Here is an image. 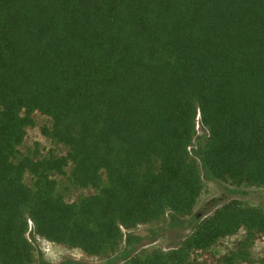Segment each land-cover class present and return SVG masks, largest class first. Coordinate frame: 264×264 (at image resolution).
Listing matches in <instances>:
<instances>
[{
  "label": "trees",
  "instance_id": "obj_1",
  "mask_svg": "<svg viewBox=\"0 0 264 264\" xmlns=\"http://www.w3.org/2000/svg\"><path fill=\"white\" fill-rule=\"evenodd\" d=\"M35 114L54 148H24ZM196 142L213 179L264 186V0H0V264L33 263L30 232L108 258L190 215ZM239 231L216 264L248 260L264 208L229 200L127 264H200Z\"/></svg>",
  "mask_w": 264,
  "mask_h": 264
},
{
  "label": "rangeland",
  "instance_id": "obj_2",
  "mask_svg": "<svg viewBox=\"0 0 264 264\" xmlns=\"http://www.w3.org/2000/svg\"><path fill=\"white\" fill-rule=\"evenodd\" d=\"M34 118L35 126L27 130L24 148H28L34 143H38L43 150L54 148L50 140L44 136L42 137L40 133V127L48 125V118L40 114H35ZM206 135V131L198 127V140L204 141ZM198 146L197 142L194 143L192 152L195 154L202 175V191L190 215L182 218L168 215L159 223L139 225L130 231L124 230V239L119 249L108 258L88 256L79 249L67 248L63 245L48 242L30 232L29 239L34 246V261L32 264H127V256L130 254L149 252L153 249L167 250L170 247L177 246L183 238L191 234L203 218L229 200L239 199L264 208V186H236L229 182L213 179L209 175L205 163L196 156L199 150ZM28 180L29 178L26 177L25 181L28 182ZM89 193H91V190L87 188L86 190L71 188L66 192L65 198L67 201H74ZM132 235L142 238L138 246L135 243L131 244L130 236ZM243 235L244 232L239 231L236 235L221 240L212 248L211 253L199 254L194 258L200 264H216L215 258L226 254L237 241L243 239ZM248 250V260L239 264H264V239L255 242Z\"/></svg>",
  "mask_w": 264,
  "mask_h": 264
}]
</instances>
